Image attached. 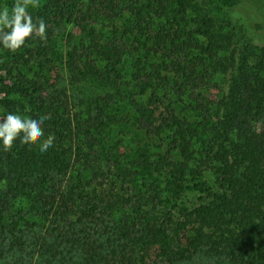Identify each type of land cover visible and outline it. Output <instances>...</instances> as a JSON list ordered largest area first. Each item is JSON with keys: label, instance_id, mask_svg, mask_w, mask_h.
Returning <instances> with one entry per match:
<instances>
[{"label": "trees", "instance_id": "obj_1", "mask_svg": "<svg viewBox=\"0 0 264 264\" xmlns=\"http://www.w3.org/2000/svg\"><path fill=\"white\" fill-rule=\"evenodd\" d=\"M213 1L227 20L199 0L30 9L47 39L0 48V117L48 115L55 139L0 148V264H264V43L244 0Z\"/></svg>", "mask_w": 264, "mask_h": 264}, {"label": "clouds", "instance_id": "obj_2", "mask_svg": "<svg viewBox=\"0 0 264 264\" xmlns=\"http://www.w3.org/2000/svg\"><path fill=\"white\" fill-rule=\"evenodd\" d=\"M41 0H15L9 9L0 8V48L15 53L26 42L38 37L47 39V24L43 18L33 19L30 9L40 6ZM50 119L48 115L28 116L20 113H8L0 117V148L11 151L15 142L29 145L37 143L39 151L45 153L53 147L55 137L44 138L43 125Z\"/></svg>", "mask_w": 264, "mask_h": 264}, {"label": "rangeland", "instance_id": "obj_3", "mask_svg": "<svg viewBox=\"0 0 264 264\" xmlns=\"http://www.w3.org/2000/svg\"><path fill=\"white\" fill-rule=\"evenodd\" d=\"M4 1V0H0ZM199 7L203 9L204 13L209 14L210 16L219 17L221 20H227V16L222 12L220 13L215 5L213 0H199ZM9 8V7H8ZM238 12L244 18L247 19L252 26V30L249 31V36L255 42L264 43V0H244L240 6ZM260 26L261 28H257ZM244 36L238 35L235 39V44L239 47L245 38ZM248 38V36H246ZM224 91L227 90V85H223ZM113 144H117L121 151L128 152V149L134 147L139 140L135 138L133 131L125 132L122 134L120 129L114 131ZM182 264H226L223 261L209 258L203 254L198 255L192 261L184 262Z\"/></svg>", "mask_w": 264, "mask_h": 264}]
</instances>
